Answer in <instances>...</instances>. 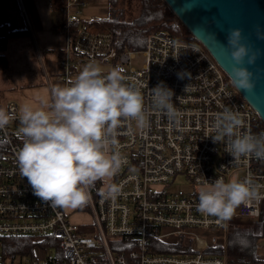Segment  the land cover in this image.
Returning <instances> with one entry per match:
<instances>
[{
  "label": "built area",
  "instance_id": "2783aa9c",
  "mask_svg": "<svg viewBox=\"0 0 264 264\" xmlns=\"http://www.w3.org/2000/svg\"><path fill=\"white\" fill-rule=\"evenodd\" d=\"M84 6L83 0H63L59 10L56 29L64 47L57 78L68 86L90 62L105 66V74L122 67L126 83L141 87L150 127L140 130L134 121H122L117 139L125 163L113 178L121 193L105 199L101 183L87 208L75 209L81 218L74 220L65 209L34 195L20 175L21 112L15 101L0 105L16 116L0 128V264H226L222 256L206 252L209 242L201 231L224 232L231 218L264 220V199L242 204L231 218L221 220L198 210L196 189L216 179L248 175L264 186V159H234L224 142L213 141V121L227 106L245 118L244 131L264 134V122L199 41L156 31L142 49L120 50L114 33L101 28V18L79 15ZM139 52L144 62L137 68L131 61ZM182 72L190 75L179 78ZM160 82L174 92L179 123L153 104L152 88ZM180 175L186 188L174 183ZM13 239L22 242L15 245ZM166 240L178 242L183 252H163Z\"/></svg>",
  "mask_w": 264,
  "mask_h": 264
},
{
  "label": "clouds",
  "instance_id": "9594fccd",
  "mask_svg": "<svg viewBox=\"0 0 264 264\" xmlns=\"http://www.w3.org/2000/svg\"><path fill=\"white\" fill-rule=\"evenodd\" d=\"M227 46L234 61L232 80L239 88L251 90L252 73L243 66L255 60L243 43L242 29L227 34ZM190 73H178L183 78ZM120 66L107 74L102 67L88 63L68 82L54 89L51 102L40 105L25 102L19 120L24 142L17 154L20 175L27 178L34 195L51 207L65 210L84 208L91 200L97 182L105 199H116L121 188L113 182L125 160L119 151L117 136L122 121H134L136 127H150V113L144 107L140 86L126 83ZM174 92L164 84L152 88L153 104L169 121L179 123L180 111L173 103ZM16 119L15 114L0 107V128ZM245 118L225 106L213 121L214 142H224L234 159L255 156L264 159V134L255 135L245 129ZM251 175L243 179H216L202 183L197 189L198 210L209 216L227 220L242 204L264 199Z\"/></svg>",
  "mask_w": 264,
  "mask_h": 264
},
{
  "label": "water",
  "instance_id": "95a60500",
  "mask_svg": "<svg viewBox=\"0 0 264 264\" xmlns=\"http://www.w3.org/2000/svg\"><path fill=\"white\" fill-rule=\"evenodd\" d=\"M190 34L212 55L230 78L235 90L264 122V0H162ZM242 29L243 43L255 53V60L243 66L252 73L254 87L244 90L234 84V61L227 46V34Z\"/></svg>",
  "mask_w": 264,
  "mask_h": 264
},
{
  "label": "trees",
  "instance_id": "16d2710c",
  "mask_svg": "<svg viewBox=\"0 0 264 264\" xmlns=\"http://www.w3.org/2000/svg\"><path fill=\"white\" fill-rule=\"evenodd\" d=\"M56 8L61 9L63 0H53ZM109 16L101 18V28H108L114 33L116 46L122 49L140 50L143 48L146 37L153 32L162 31L171 35L174 39L184 41H197L190 32L181 24L178 18L171 12L162 0H140V11L137 17L126 21L119 19L118 13L109 10ZM5 36L0 37V69L8 66V58L4 53L8 37L22 34L23 30L8 31L4 28ZM101 182H97L92 194H97ZM77 208L78 210L86 209ZM246 221L233 218L227 224L223 232V242L209 238V247L206 252L220 255L226 264H263L264 259L257 255L259 242L264 238V220L262 218ZM13 244L22 242L21 239L11 240ZM161 249L163 252H183L181 245L171 243L169 240ZM191 252V251H189Z\"/></svg>",
  "mask_w": 264,
  "mask_h": 264
},
{
  "label": "rangeland",
  "instance_id": "374dc122",
  "mask_svg": "<svg viewBox=\"0 0 264 264\" xmlns=\"http://www.w3.org/2000/svg\"><path fill=\"white\" fill-rule=\"evenodd\" d=\"M85 2V6L82 8L81 13L79 14L82 18L88 19L91 17L96 18H105L108 17L109 10H114L118 13L119 19H124L126 21H129L131 19H134L137 17L138 12L140 11V0H83ZM26 40H19L17 41L19 44H21V48L23 51V54L25 56H22L21 58L15 56L16 50H14V44L10 45L8 48V56L10 59V65L8 68L1 69L0 70V96L5 98L6 97H12L18 105L21 107V103L27 102L30 104L39 103L41 99H44V97H47L48 102H51L52 100V93L54 89L62 87L61 83L57 84L56 80L57 78V70L50 66V62H46L41 59L36 51H34V48L32 45L25 44ZM28 42V41H27ZM30 57V58H29ZM23 64L22 67L21 63ZM132 65L135 67H140L141 64L144 62V58L141 54V52L136 53L135 57L132 59ZM43 67L46 69L47 74H44ZM102 69H106L105 66H101ZM56 81V82H55ZM59 81V80H58ZM60 82V81H59ZM25 84L24 86H28L32 84L33 87L31 90H28L24 92V95L22 93H19V85ZM41 85L45 86L42 87ZM32 87V86H31ZM15 97V98H13ZM176 185L186 188L188 185L187 180L184 176L180 175L176 177L175 182ZM173 188L175 186L173 185ZM68 211L72 218L74 216H78L77 211L75 209H69ZM232 219V218H231ZM242 220H250V219H242ZM253 222H257L255 220H250ZM208 231L213 236H216V240L218 242H223L224 235L222 231H217L214 229H206L205 231H201L202 237H205L207 241L209 242V237H207L206 232ZM210 234V235H211ZM92 236V234H89ZM211 235V236H212ZM209 236V235H208ZM257 255L264 259V238L259 242L258 248H257ZM226 263V262H225ZM264 264V263H263Z\"/></svg>",
  "mask_w": 264,
  "mask_h": 264
},
{
  "label": "crops",
  "instance_id": "0c3cea01",
  "mask_svg": "<svg viewBox=\"0 0 264 264\" xmlns=\"http://www.w3.org/2000/svg\"><path fill=\"white\" fill-rule=\"evenodd\" d=\"M60 13L61 12L56 8V3L53 0H0V37L5 36L4 28L8 31L23 30L26 32L25 35L18 34L8 37L7 46L4 51L8 58V66L6 68L10 65L8 56L9 46L14 44V50H16L15 56L19 58L23 56L25 59L26 53L25 55L23 54L21 44L17 41L26 40L24 43L27 44V46L28 44L32 45L39 57L43 59L46 64L47 61H49L50 66L52 65L51 69L53 67L56 70L57 67V73L59 72L57 62L64 47V37L56 29L60 19ZM20 64V67H22V62ZM43 71L46 75L47 71L44 67ZM58 80L55 82L57 84L61 83L62 85V82ZM23 85L25 84H20L18 90L22 95H24V92L36 87L32 84L22 87ZM41 86L45 88V86ZM43 100H47V97H44ZM9 101L15 100L12 99V97L5 96V98H3L0 96V105L2 107ZM24 103V101L21 103V107L18 105L20 112ZM33 105L38 107L40 104L34 102ZM77 215L78 216L73 217L74 220L81 218L79 214Z\"/></svg>",
  "mask_w": 264,
  "mask_h": 264
}]
</instances>
